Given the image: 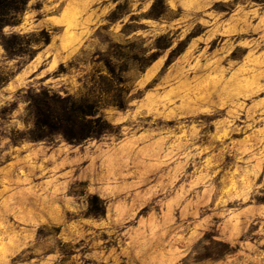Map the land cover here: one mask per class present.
<instances>
[{
	"label": "rangeland",
	"instance_id": "obj_1",
	"mask_svg": "<svg viewBox=\"0 0 264 264\" xmlns=\"http://www.w3.org/2000/svg\"><path fill=\"white\" fill-rule=\"evenodd\" d=\"M0 19V264H264V0H0ZM43 90L102 132L32 139Z\"/></svg>",
	"mask_w": 264,
	"mask_h": 264
},
{
	"label": "trees",
	"instance_id": "obj_2",
	"mask_svg": "<svg viewBox=\"0 0 264 264\" xmlns=\"http://www.w3.org/2000/svg\"><path fill=\"white\" fill-rule=\"evenodd\" d=\"M5 24L0 19V29ZM1 37L3 38L2 34ZM15 42L2 41L1 46L6 55L25 56L31 58L35 49L30 45L34 41H21L22 36L12 34ZM33 114L35 134L32 139L43 138L47 133H57L71 143H78L102 132V120L94 117L90 105L75 102L68 96L43 90L38 92L30 104ZM105 123V122H104Z\"/></svg>",
	"mask_w": 264,
	"mask_h": 264
}]
</instances>
